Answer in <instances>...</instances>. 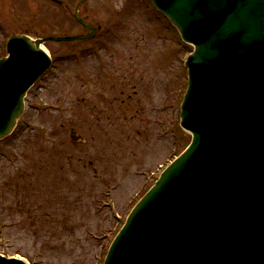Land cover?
Listing matches in <instances>:
<instances>
[{
	"label": "rangeland",
	"instance_id": "rangeland-1",
	"mask_svg": "<svg viewBox=\"0 0 264 264\" xmlns=\"http://www.w3.org/2000/svg\"><path fill=\"white\" fill-rule=\"evenodd\" d=\"M63 1L67 10L0 0V57L14 33L83 32L79 0ZM81 14L102 29L45 44L53 65L0 140V254L27 264H102L134 204L190 140L179 121L193 47L149 0H87Z\"/></svg>",
	"mask_w": 264,
	"mask_h": 264
},
{
	"label": "water",
	"instance_id": "water-1",
	"mask_svg": "<svg viewBox=\"0 0 264 264\" xmlns=\"http://www.w3.org/2000/svg\"><path fill=\"white\" fill-rule=\"evenodd\" d=\"M13 34L0 58V139L52 64L47 41ZM194 45L181 126L186 150L140 199L103 264H264V0H151ZM0 264H26L0 255Z\"/></svg>",
	"mask_w": 264,
	"mask_h": 264
},
{
	"label": "trees",
	"instance_id": "trees-1",
	"mask_svg": "<svg viewBox=\"0 0 264 264\" xmlns=\"http://www.w3.org/2000/svg\"><path fill=\"white\" fill-rule=\"evenodd\" d=\"M40 136H41V135H40ZM39 138H40V137H38V139H39ZM39 140H43L42 137H41Z\"/></svg>",
	"mask_w": 264,
	"mask_h": 264
}]
</instances>
